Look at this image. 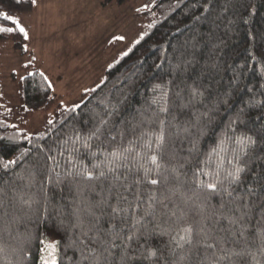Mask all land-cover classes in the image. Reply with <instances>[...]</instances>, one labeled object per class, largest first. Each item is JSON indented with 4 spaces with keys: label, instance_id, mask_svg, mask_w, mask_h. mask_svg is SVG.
<instances>
[{
    "label": "trees",
    "instance_id": "1",
    "mask_svg": "<svg viewBox=\"0 0 264 264\" xmlns=\"http://www.w3.org/2000/svg\"><path fill=\"white\" fill-rule=\"evenodd\" d=\"M34 9L31 0L19 4L16 0H0V12L13 16ZM135 14L143 15L145 22L124 52L127 55L114 59L102 80L81 92L83 100L79 104L63 106L33 63L25 64L27 68L21 66L13 100L4 98L0 84V165L17 161L7 169L0 166V264H42L51 239L58 264H87L78 245L73 244L80 237L79 229L72 228L77 200L72 185L76 181L66 176L68 161L78 160L86 151L102 153L91 159V163H97L105 157L111 160L109 151L114 148L131 149L124 153L127 159H117L113 164L130 184L140 165L155 169L148 157L156 151V135L163 129L161 182L155 194L169 209L194 214L202 190L193 181L207 182L212 177L205 173L215 171L223 176L235 154H215L213 150L221 139L226 134L239 137L247 133L259 141L255 133L261 121L255 117L264 112V0H150L146 9ZM6 23L0 20V24ZM6 40L24 52L27 40L22 34H0V42ZM194 87L203 91L199 98L202 103L185 107ZM213 105L214 111L203 116ZM162 107L168 112H162ZM35 113L40 114L42 125L39 132L31 134L25 127ZM101 118L108 121L104 135L100 140L91 139L93 147L88 149L85 138L99 126ZM201 126L202 133L198 131ZM108 132L116 137L114 141ZM77 133L81 140L73 144ZM229 146L234 147L230 141L225 147ZM252 150L264 155V143L258 142ZM48 156L59 163L56 171L64 181L59 186L46 180L54 166ZM251 167L259 171L255 164ZM139 174L143 175L142 170ZM79 183L84 186L87 182ZM151 187L144 186L145 195ZM219 201V196L212 197L213 204ZM133 223L129 220L128 226ZM222 223L227 226L226 221ZM255 227L253 221L249 230ZM232 239L237 237H229ZM140 243L144 244L143 239ZM148 245L159 248L157 256L133 259L132 264H200V257L195 255L180 259L181 250L175 248L169 235L153 236ZM222 246L226 251L235 247L236 252L229 251L230 260L221 264H264L259 240L250 242L243 251L242 241ZM135 247L133 242L131 248ZM130 255L136 257L140 252Z\"/></svg>",
    "mask_w": 264,
    "mask_h": 264
},
{
    "label": "snow or ice",
    "instance_id": "2",
    "mask_svg": "<svg viewBox=\"0 0 264 264\" xmlns=\"http://www.w3.org/2000/svg\"><path fill=\"white\" fill-rule=\"evenodd\" d=\"M16 3H21V0H16ZM31 3L36 4V0H31ZM0 20L7 22L0 24V34L19 33L24 40L29 39L28 31L16 16L6 11L0 12ZM116 39L122 40L124 37H116ZM23 51H28L27 45H24ZM24 67L27 68L28 65ZM40 75L47 82V87L51 88L52 84L44 73L41 72ZM203 95L200 88H192L184 106L202 103L199 98ZM223 103L227 104L228 101L225 100ZM214 107L213 105L212 108H208L202 115L208 116L209 112L214 111ZM168 110L167 107L161 108L162 112ZM237 118L239 119V116ZM255 119L261 121V128L255 133L259 136V141L254 135L247 133L239 137L226 134L213 151L218 156L229 151L235 153L228 161L230 167L224 170L223 176L220 171H215L205 173L212 177L207 182L193 181L196 188L202 190V194L198 197L199 203L194 204V214L185 209L179 211L169 209L164 199L158 198L155 194L161 182L159 169L165 142L163 129L156 135V151L148 157V163L154 165L155 169L140 165L138 174L133 177L130 184L127 183V176L118 172L117 167H113L115 160L127 159L124 153L130 152L129 148L123 151L114 148L109 151L111 160L105 157L97 163H91V159L98 158L102 153L92 151H86L78 160H69L70 168L66 170V176L76 181L72 187L77 197L72 213L74 217L72 228L79 229L80 232L79 239L74 240L73 244L78 245L82 259L87 264H132L133 259L147 260L156 257L159 252V248L154 249L148 245V240L156 235H169L171 241L175 243V248L181 250L180 259L195 255L200 257V264L205 262L221 264V261L230 260L229 251L235 253L236 248L226 251L222 246L225 242L238 244L242 241L243 251L249 248L250 242L259 240V251L264 254V155H257L252 150V146L258 142L264 143V112ZM107 124L108 121L101 118L99 126L85 138L84 146L91 149L93 146L89 141L93 138L100 140L104 135L103 128ZM197 125H200L199 119ZM198 131L202 133L203 127H198ZM232 131L235 132V129ZM185 132L188 130L185 129ZM188 134L191 135L190 132ZM107 135L113 141L116 139L111 132ZM79 140L81 136L77 133L73 144ZM229 141L234 147H225ZM151 142L148 141L149 147ZM48 160L53 161L54 166L50 168L52 174L48 175L46 180L59 186L64 182L61 173L56 171L59 163L53 156H48ZM86 160L88 162H85ZM16 163L17 161L13 160L0 166L7 169ZM252 164H255L259 171L253 169ZM140 170L143 175L139 174ZM80 180L87 183L81 186ZM94 181L97 183H93ZM145 185L152 186L147 195L144 194ZM213 196L220 197L218 204L211 202ZM176 207L179 208L178 205ZM158 210L159 216H157ZM129 220L134 221L131 227L128 226ZM222 221H226L227 226ZM253 221L256 227L249 230ZM233 235L237 239L229 240ZM141 239L144 244L140 243ZM133 242L136 244L135 248H131ZM185 246H187V255H185ZM49 248L51 251H48L47 257H42V264H58L56 246L49 245ZM130 252H140V255L133 257Z\"/></svg>",
    "mask_w": 264,
    "mask_h": 264
},
{
    "label": "rangeland",
    "instance_id": "3",
    "mask_svg": "<svg viewBox=\"0 0 264 264\" xmlns=\"http://www.w3.org/2000/svg\"><path fill=\"white\" fill-rule=\"evenodd\" d=\"M101 1L36 0L33 11L16 16L28 31V52L15 48L10 40L0 42V84L6 100L16 97L20 69L27 63L44 73L52 84V95L63 106L83 100L81 92L97 85L109 64L136 40L145 19L135 12L150 3ZM121 36L124 39H116ZM41 122L40 114L35 113L27 121V132H39ZM49 245H54L53 239L45 252L51 251Z\"/></svg>",
    "mask_w": 264,
    "mask_h": 264
}]
</instances>
